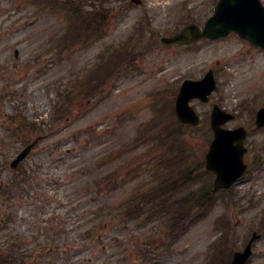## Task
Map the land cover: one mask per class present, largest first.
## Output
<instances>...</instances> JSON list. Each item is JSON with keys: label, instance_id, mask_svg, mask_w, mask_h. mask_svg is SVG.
I'll list each match as a JSON object with an SVG mask.
<instances>
[{"label": "rangeland", "instance_id": "obj_1", "mask_svg": "<svg viewBox=\"0 0 264 264\" xmlns=\"http://www.w3.org/2000/svg\"><path fill=\"white\" fill-rule=\"evenodd\" d=\"M208 2L211 0H145L142 7L132 8L105 40L51 63L44 71L33 57L44 53L60 38L65 27L62 15L44 14L28 24L33 8L18 9L16 0H0V95L9 93L6 100L0 98V146L2 144V149L6 150L4 154L0 153V185L7 188L4 184L13 176L10 161L24 147L20 141L9 143L3 125L5 114L14 112L18 105L29 117L51 120L52 107L60 98L59 92L69 91L107 44L130 36L142 12L147 10L153 18L154 29L164 34L169 31L167 27L174 26L185 16L184 3L198 20H203L210 10ZM232 45L205 44L198 53L167 50L155 42L150 45L142 75L123 78L97 108L84 118L67 124L61 132L50 133L34 147L23 162L28 174H32V187L16 189L12 201H7L6 195H0V214L12 212L15 215L14 223L5 228L6 231H0V242L5 241L10 230L18 233L25 249L34 254L26 264H35L36 259L40 260L38 264H203L218 236L213 223L225 210L220 202L206 220L189 229L166 252L146 246L152 234L158 240L162 239L159 226L153 223L143 226L138 220H108L105 228L91 238L85 235V230L97 221V207L118 203L141 185L135 181L106 196L92 192L94 179L125 161L104 163L105 155L117 151L135 136L142 121L150 118V92L165 85L171 87L170 82L186 75L200 76L213 65L221 68L219 93L227 102H239L244 96V88H254L252 93L255 86L259 89L262 80L250 82L255 85L249 88L244 84L254 77L248 70L246 59L239 58L230 67L218 61L232 55L227 53ZM224 70L231 72L226 74ZM234 95H237L236 99ZM195 104L202 114L206 112L207 105ZM123 112H131V119L119 121L118 116ZM238 190L245 196V201H257L255 207L246 213L238 208L231 212L242 245L244 236L258 224L264 211V173L244 182ZM254 250L256 254L250 264H264V238L255 244Z\"/></svg>", "mask_w": 264, "mask_h": 264}, {"label": "water", "instance_id": "obj_2", "mask_svg": "<svg viewBox=\"0 0 264 264\" xmlns=\"http://www.w3.org/2000/svg\"><path fill=\"white\" fill-rule=\"evenodd\" d=\"M263 8L259 0H220L216 7L215 15L209 20L203 32H200L196 26L190 25L176 36L165 38L164 40L166 42H190L201 36H209L212 38L224 36L231 30L242 35L247 28L258 27V24L261 25V23H264V15H262L264 12ZM213 88L214 80L212 75H208L204 81H188L184 84L178 100V110L179 113L182 114L183 120L192 123L198 122L197 116L188 105L189 99L198 96L203 100H207V95ZM215 125L218 133H226L219 128L220 124ZM219 137L222 138L224 136L220 135ZM216 142H222V139H217ZM215 147H219V145H215L214 148ZM214 148L212 147L209 157L211 161L216 162L218 166L216 169L218 173L216 186L221 187L229 185L242 173L243 166L242 163H240L242 150L235 149L237 154H234V156L227 161V153L232 150L226 148L223 152L225 155L215 156ZM28 149L16 160V162L24 157ZM217 150H220V147ZM215 157L222 158V161L218 162ZM249 255L250 246H248L244 252H237L232 264H244Z\"/></svg>", "mask_w": 264, "mask_h": 264}, {"label": "trees", "instance_id": "obj_3", "mask_svg": "<svg viewBox=\"0 0 264 264\" xmlns=\"http://www.w3.org/2000/svg\"><path fill=\"white\" fill-rule=\"evenodd\" d=\"M34 1V0H31ZM85 23L87 26H91L90 33L95 32L97 22L96 19L93 18L90 15H85ZM78 31L82 35L90 34L89 31L85 27H81L78 25ZM113 66H109L106 70V73L100 78L103 79L107 75L110 74ZM25 126L30 125L29 121L25 118H23ZM23 126L20 124V127ZM183 125L178 123L176 121L175 116L172 113H165L160 116V118L155 122V126L151 128L150 135L153 137L150 138L155 143V155L156 157L161 154L164 149L168 151L167 148L171 149L170 153H173L175 151L177 155L170 160L169 163V169L167 172L158 171V181L160 183L155 185V187L151 191V195H146L147 200L154 201V203L160 206H163L165 209V213H169L171 215L173 226L179 224L178 222L180 219L187 218L185 217L188 215V213L192 210L193 205H191L189 202H187L185 199H172L169 196L171 192L177 193L182 190L183 184H186L187 180V172H184L185 170L182 168V166H186V163L183 165V159L185 155L187 154V148L182 145L184 143H187V139L184 137H181L180 135L174 136L175 134H181L184 132ZM179 128V131H178ZM21 130H17L15 132H19ZM30 136V135H28ZM169 152V151H168ZM182 165V166H181ZM203 193H207L209 191L208 188L201 189ZM190 196L193 198L192 195H201L198 191L189 190ZM160 195L158 196L157 194ZM167 194L165 196V200L161 201L159 197L162 194ZM235 248V243L233 242V246L226 250L225 253H223L224 259L227 261L229 260L231 253L233 249ZM222 259V258H221ZM219 259V260H221ZM217 260L216 264H221L220 261ZM228 262V261H227Z\"/></svg>", "mask_w": 264, "mask_h": 264}, {"label": "flooded vegetation", "instance_id": "obj_4", "mask_svg": "<svg viewBox=\"0 0 264 264\" xmlns=\"http://www.w3.org/2000/svg\"><path fill=\"white\" fill-rule=\"evenodd\" d=\"M243 41L245 43V51L247 52L248 55L247 57H245L246 62L249 64L248 70L252 71V75L257 73L255 75L256 78L257 79L260 78L263 83L264 82V49L254 46L246 40ZM262 106H264V100H260L259 102V107ZM250 145L253 146L254 143L251 142ZM249 153H250V148H249Z\"/></svg>", "mask_w": 264, "mask_h": 264}]
</instances>
